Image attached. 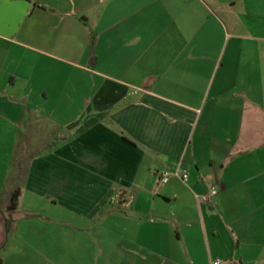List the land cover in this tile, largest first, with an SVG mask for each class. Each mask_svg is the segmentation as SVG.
<instances>
[{
  "label": "crops",
  "instance_id": "obj_1",
  "mask_svg": "<svg viewBox=\"0 0 264 264\" xmlns=\"http://www.w3.org/2000/svg\"><path fill=\"white\" fill-rule=\"evenodd\" d=\"M0 257L264 264V0H0Z\"/></svg>",
  "mask_w": 264,
  "mask_h": 264
},
{
  "label": "built area",
  "instance_id": "obj_2",
  "mask_svg": "<svg viewBox=\"0 0 264 264\" xmlns=\"http://www.w3.org/2000/svg\"><path fill=\"white\" fill-rule=\"evenodd\" d=\"M173 175L176 177H179L185 184H187L189 181V175L188 174L180 175L179 172H176ZM171 176H172V174L170 172H167V171L162 172L160 174L159 183L161 185L168 184ZM219 195H220V189L217 186H212L207 193L201 194V195L196 194L195 197L199 203H204L207 205H214L216 203ZM213 264H222V261L216 260L213 262Z\"/></svg>",
  "mask_w": 264,
  "mask_h": 264
},
{
  "label": "trees",
  "instance_id": "obj_3",
  "mask_svg": "<svg viewBox=\"0 0 264 264\" xmlns=\"http://www.w3.org/2000/svg\"><path fill=\"white\" fill-rule=\"evenodd\" d=\"M20 193L19 191H16L15 194L13 195L12 202L10 205V210H15L18 207V201H19ZM7 227H9V222L6 221ZM0 264H2V259L0 257Z\"/></svg>",
  "mask_w": 264,
  "mask_h": 264
},
{
  "label": "rangeland",
  "instance_id": "obj_4",
  "mask_svg": "<svg viewBox=\"0 0 264 264\" xmlns=\"http://www.w3.org/2000/svg\"><path fill=\"white\" fill-rule=\"evenodd\" d=\"M40 149H41V147H38V146L34 147V150H35V151H38V150H40Z\"/></svg>",
  "mask_w": 264,
  "mask_h": 264
}]
</instances>
